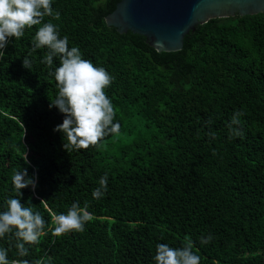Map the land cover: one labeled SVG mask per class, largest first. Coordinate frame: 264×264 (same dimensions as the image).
Wrapping results in <instances>:
<instances>
[{
    "label": "trees",
    "instance_id": "obj_1",
    "mask_svg": "<svg viewBox=\"0 0 264 264\" xmlns=\"http://www.w3.org/2000/svg\"><path fill=\"white\" fill-rule=\"evenodd\" d=\"M119 1L53 0L59 18L42 21L113 77L105 92L120 130L97 146L64 149L52 131L63 117L49 108L58 89L46 49L31 51L39 25L0 55V210L16 195L12 172L26 168L36 188L17 198L49 228L24 257L13 241L0 245L30 264H154L157 243L191 239L200 264H264V12L210 19L179 51L158 52L106 26ZM105 173L107 191L93 199ZM73 201L93 218L53 236L51 214Z\"/></svg>",
    "mask_w": 264,
    "mask_h": 264
},
{
    "label": "clouds",
    "instance_id": "obj_2",
    "mask_svg": "<svg viewBox=\"0 0 264 264\" xmlns=\"http://www.w3.org/2000/svg\"><path fill=\"white\" fill-rule=\"evenodd\" d=\"M53 0H0V55L11 42L19 39L26 28L39 25L35 30L31 51L44 47L45 55L41 63L49 66V75L54 79L58 92L49 108L55 107L62 114V121L52 131L60 133L65 143L64 149H87L97 146L109 134L120 130L115 120L114 105L105 89L113 77L104 67L95 66L90 60L82 58L77 46L69 47L68 37L61 36L59 27L51 22H42L45 16L58 19L60 13L53 9ZM31 52L29 53V55ZM59 57V65L54 69L53 58ZM22 66L30 65L28 56L21 60ZM15 196L6 199V208L0 210V240L13 241L9 247L16 249L17 255L28 254L27 246L38 243L40 237L48 233L49 228L39 211L21 203L22 189L35 191L36 178L29 176L27 169L13 171L10 177ZM108 177H99L98 186L91 191L93 199L102 198L107 191ZM93 218L87 205L81 206L73 201L66 212L51 214V233L59 237L72 231L82 232L86 222ZM210 235L200 238L201 244L209 243ZM9 247L0 245V264H30L27 259L9 258ZM192 241L188 239L181 247H172L167 243H157L152 257L154 264H200V256L192 251ZM32 264H43L42 260Z\"/></svg>",
    "mask_w": 264,
    "mask_h": 264
},
{
    "label": "water",
    "instance_id": "obj_3",
    "mask_svg": "<svg viewBox=\"0 0 264 264\" xmlns=\"http://www.w3.org/2000/svg\"><path fill=\"white\" fill-rule=\"evenodd\" d=\"M264 12V0H120L104 18L120 34L144 37L158 52H176L184 36L210 19Z\"/></svg>",
    "mask_w": 264,
    "mask_h": 264
}]
</instances>
